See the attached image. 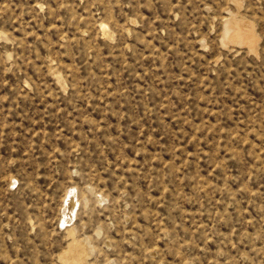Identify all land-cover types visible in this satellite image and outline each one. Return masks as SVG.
I'll return each mask as SVG.
<instances>
[{
  "label": "rangeland",
  "instance_id": "obj_1",
  "mask_svg": "<svg viewBox=\"0 0 264 264\" xmlns=\"http://www.w3.org/2000/svg\"><path fill=\"white\" fill-rule=\"evenodd\" d=\"M73 241L264 264V0H0V264Z\"/></svg>",
  "mask_w": 264,
  "mask_h": 264
},
{
  "label": "bare ground",
  "instance_id": "obj_2",
  "mask_svg": "<svg viewBox=\"0 0 264 264\" xmlns=\"http://www.w3.org/2000/svg\"><path fill=\"white\" fill-rule=\"evenodd\" d=\"M234 21V20H233ZM231 19H226L223 27V38H227V40H234L238 42L247 41L251 42V37L247 31V26L243 23L236 24ZM106 25H102V30L106 29ZM72 244L69 246L70 250L66 252L65 261L67 264H82V258L87 256V252L85 251V243L80 242H71ZM65 263V264H66ZM85 263V262H84Z\"/></svg>",
  "mask_w": 264,
  "mask_h": 264
}]
</instances>
